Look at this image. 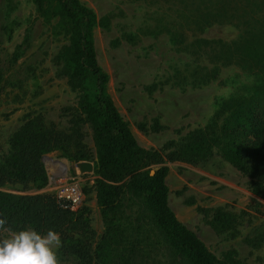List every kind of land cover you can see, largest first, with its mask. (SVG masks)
<instances>
[{
	"label": "trees",
	"instance_id": "obj_1",
	"mask_svg": "<svg viewBox=\"0 0 264 264\" xmlns=\"http://www.w3.org/2000/svg\"><path fill=\"white\" fill-rule=\"evenodd\" d=\"M149 5H167L153 24L140 32L122 37L135 43L140 35L168 34L177 50L193 54L171 75L174 83L205 85L218 78L227 64L237 65L250 79L243 91L216 100V108L204 125L189 130L178 140H168L162 149L141 146L129 123L121 115L108 89L109 74L100 65L95 49L94 29H109L114 12L100 17L81 0H31L36 17L50 25L56 38H64L55 58L77 101L70 125L59 129L46 122L44 107L35 98L23 115V122L9 138V149L2 153L0 143V230L18 232L36 229L55 230L61 239L57 258H74L78 264H134L137 259L155 260L163 241L189 264H246L234 248L218 258L204 241L175 214L168 202L166 162L183 161L202 165L215 151L248 178L251 192L264 200V0H143ZM16 5L7 0L0 31L7 38L21 25L11 13ZM155 13V14H156ZM36 20H30L24 35L8 60L13 67L38 35ZM214 22L235 23L246 28L239 36L221 39L188 40L187 31L202 32ZM119 37L112 45L120 43ZM207 55L209 64H201ZM187 72V74H186ZM4 74L0 69V102ZM157 84L146 86L151 92ZM89 125L94 146L95 200L104 228L97 234L90 224V208L85 203L77 210L61 207L51 192L32 194L3 190L8 183L42 188L47 184L44 154L57 152L72 162L93 157L84 141V126ZM143 132L163 128L158 116ZM164 150L166 152L164 153ZM74 170H72V173ZM85 190V189H84ZM83 190V191H84ZM86 191V190H85ZM85 193V192H84ZM195 201L190 199L188 203ZM207 223L218 233L239 234L241 212L224 206H197ZM0 239H3L0 236ZM253 246L264 242V233L246 238Z\"/></svg>",
	"mask_w": 264,
	"mask_h": 264
},
{
	"label": "rangeland",
	"instance_id": "obj_2",
	"mask_svg": "<svg viewBox=\"0 0 264 264\" xmlns=\"http://www.w3.org/2000/svg\"><path fill=\"white\" fill-rule=\"evenodd\" d=\"M93 8L100 17L114 12L109 29L96 27L94 41L97 59L108 72L109 92L125 120L135 135L138 143L145 148L162 149L171 139L178 140L189 130L205 124L216 108V100L242 92L244 85L250 82L243 71L235 64H227L220 70L216 80L205 85L186 83L177 85L171 79L175 68H182V63H191L193 54L182 52L169 41L165 32L151 35L143 33L135 42L124 39V33L140 32L145 26L153 24L156 12H167V5L151 6L143 0H81ZM7 0H0V24L3 22V9ZM16 5L11 13L21 25L15 29L11 38L0 31V69L4 74L2 99L0 102V143L2 153L9 149L8 138L23 122V115L35 98L41 101L46 122L55 123L59 129L66 130L70 125L76 95L66 84L60 73V64L56 54L64 38L52 35L50 25L42 24L31 0H12ZM156 13V14H155ZM35 19L38 35L26 53L11 67L8 60L15 46L21 42L24 29L30 20ZM245 26L228 22H214L202 32L187 31L188 40L195 38L221 39L230 42L236 39ZM119 37L120 43L112 45V40ZM207 55L201 57V64H209ZM191 61V62H190ZM187 74V72H186ZM157 84L149 92L146 86ZM36 96V97H35ZM35 97V98H33ZM158 116L163 125L159 131L143 132L138 129V122H146ZM84 141L93 157L95 151L89 125L84 126ZM166 150H164V153ZM44 164L49 158L62 160L74 170L75 163L61 157L57 152L43 155ZM218 151L202 165L183 161L166 162L168 173L166 183L169 188L168 202L177 217L199 238H201L218 258L227 249L234 248L238 258L246 264H264V242L253 246L246 238L256 233H264V200L254 195L249 187L248 178L229 163L226 164ZM218 168L220 171H216ZM224 176L226 179L215 185L209 174ZM93 169L89 176H82L86 204L90 208V224L99 235L104 224L95 200ZM93 178V179H92ZM215 185V186H214ZM3 190L15 193L32 194L50 192L46 185L37 188L33 185L21 186L8 183ZM235 191H232V190ZM190 199L195 202L188 203ZM197 206L226 209L241 212L239 234L231 237L227 233L218 234L207 223L209 217L197 210ZM16 232L0 230L2 238H9ZM155 260L137 259L134 264H189L176 255L163 241L158 244ZM58 259V258H57ZM58 264H78L74 258L58 259Z\"/></svg>",
	"mask_w": 264,
	"mask_h": 264
},
{
	"label": "clouds",
	"instance_id": "obj_3",
	"mask_svg": "<svg viewBox=\"0 0 264 264\" xmlns=\"http://www.w3.org/2000/svg\"><path fill=\"white\" fill-rule=\"evenodd\" d=\"M6 221L0 218V229ZM61 246L59 234L49 229H21L9 238L0 239V264H58L56 250Z\"/></svg>",
	"mask_w": 264,
	"mask_h": 264
},
{
	"label": "built area",
	"instance_id": "obj_4",
	"mask_svg": "<svg viewBox=\"0 0 264 264\" xmlns=\"http://www.w3.org/2000/svg\"><path fill=\"white\" fill-rule=\"evenodd\" d=\"M45 168L47 171L46 189L54 195L61 207L77 211L85 203L82 176H89L93 170L80 173L75 166L72 173L65 162L53 158H49Z\"/></svg>",
	"mask_w": 264,
	"mask_h": 264
},
{
	"label": "water",
	"instance_id": "obj_5",
	"mask_svg": "<svg viewBox=\"0 0 264 264\" xmlns=\"http://www.w3.org/2000/svg\"><path fill=\"white\" fill-rule=\"evenodd\" d=\"M44 156L42 157V159ZM76 168L80 173L82 172H90L93 170V163L90 161H78L75 163Z\"/></svg>",
	"mask_w": 264,
	"mask_h": 264
},
{
	"label": "crops",
	"instance_id": "obj_6",
	"mask_svg": "<svg viewBox=\"0 0 264 264\" xmlns=\"http://www.w3.org/2000/svg\"><path fill=\"white\" fill-rule=\"evenodd\" d=\"M224 162H225V161H224ZM227 163H228V162H227ZM225 164H226V162H225ZM215 169H216V171H220V170H218V168H215ZM213 172H214V171H211V173L209 174V177H210L211 180H216L215 183H214L215 185H218L219 183H221V182H222L221 180L226 179V181H227L228 184H229V188L231 187L230 184H233V182H231L230 179L224 178V176H220V175H218L217 173L214 174ZM215 185H214V186H215ZM232 191H235V190L233 189Z\"/></svg>",
	"mask_w": 264,
	"mask_h": 264
}]
</instances>
